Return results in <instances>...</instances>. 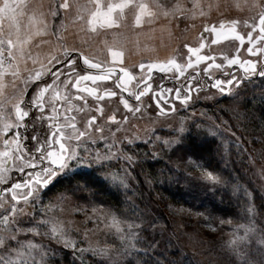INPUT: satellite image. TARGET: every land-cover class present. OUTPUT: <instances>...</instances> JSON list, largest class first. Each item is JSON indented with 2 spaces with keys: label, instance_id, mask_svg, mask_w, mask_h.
Here are the masks:
<instances>
[{
  "label": "rangeland",
  "instance_id": "rangeland-1",
  "mask_svg": "<svg viewBox=\"0 0 264 264\" xmlns=\"http://www.w3.org/2000/svg\"><path fill=\"white\" fill-rule=\"evenodd\" d=\"M22 2L27 3L28 0ZM58 2L59 0H45V11L48 3ZM102 2H119V0H102ZM161 2L170 6L175 0H161ZM183 2L187 9L192 8V0H183ZM200 2L205 5L203 15L200 14V9H197L194 19L169 17L165 20L161 17L154 24L144 23L137 26L134 19L135 10L126 9L124 22L120 26L102 29L105 30L106 35L97 36L98 34L95 33L93 34L97 37L88 35L78 31L81 25H77L67 30L64 41L69 46L75 45L81 48L86 55L101 63V66L126 68L136 80L145 77L150 64L159 65L169 59L184 61L186 57L187 60L195 57L189 53V48H198L201 42L205 44L199 52L201 55L212 56L216 52L231 53L235 50V55L241 59H256L254 56L248 57L246 47L239 46L237 42L226 40L224 44L222 42L213 44L212 40L216 39L215 34L205 31V25L209 28L215 25L219 30V24H213V21L223 16L229 17L224 21L238 22L235 26L238 32L245 33L251 30L246 25H252L253 19L258 17L260 11L251 7L252 0H200ZM209 2L218 7L214 6L209 10L206 6ZM74 14L73 9L69 15ZM48 21L57 25L60 23L59 20L53 21L51 16L48 17ZM17 24L22 38L29 30L33 33L36 30V26L30 24L27 14L20 17ZM3 26L7 31L8 23L4 22ZM225 27L232 25L225 24ZM51 31L54 32L55 29ZM13 32L15 33V27ZM41 40L49 43L40 44ZM81 40H86V43H81ZM38 44L39 47H36ZM58 44L56 35H33L24 48L25 52H30L33 57H42L50 50H57ZM109 48L122 52V57L114 61ZM141 63L145 65L143 70L139 67ZM25 66L34 67L32 60L27 59V56L20 65L21 69ZM236 73L241 80L238 86L235 83L224 85L226 89L224 92L211 85L206 89L199 88L191 93L192 99L187 104L174 99V93L166 96L162 92L160 96L156 89L158 79L155 77L149 83L152 89L148 94L141 97L139 102L134 99L129 101L130 105L139 106L140 111L124 108L120 103V92L112 86V76L104 84L90 83L100 94H103L105 88L118 93L113 97L105 96L99 102L88 93L71 89L74 104L85 107L84 100L75 98L79 95H83L87 100L85 111H74L72 115L76 116L77 128L86 130L88 134L81 137L80 141H71V146L86 157L87 162L83 164L71 162L66 174L57 177L56 182L51 186V191L44 194L45 190H42L41 201L33 206L34 220L27 214L20 216L19 220L23 221L22 226L29 227L30 221L35 223L41 219H53L60 222L69 235L77 241L78 248L86 250L90 247L107 248L109 255L115 257L121 250L122 244L116 229L108 226L111 224L112 214H115L124 233L128 232L130 222L134 221L137 225H142V231L134 229L138 232L141 241L137 244L141 252L148 244H152L154 248L147 249L149 255L155 252L174 251L176 262L180 264H244V258L230 255L231 245L228 242L243 236L244 228L240 226L246 225L254 231L249 233L247 240L237 241V245L246 253V259L259 264L261 258H264V244L259 243L261 235L264 234V79L259 76L248 79L234 71V74ZM171 74L173 76L174 73ZM20 75L21 80L17 82V89L23 87L22 81L26 73L21 71ZM182 80L181 77L177 82L180 84ZM5 82L9 85L6 88L7 95H14L17 89L11 87L10 73L5 77ZM153 94L161 97L159 106L153 99ZM99 106L104 109L103 119L95 112ZM173 107L174 111L171 110ZM161 108L164 109L163 112ZM93 114L97 115L95 126L103 128V139L100 132L85 127L87 117ZM113 114L117 116V121H108L107 116ZM124 116H127V120L122 119ZM46 127L47 124L42 127L43 131ZM195 137L217 139L222 171L207 169L197 157L189 153L188 138ZM166 141L168 143H165ZM109 145H114L111 151L115 155L110 161L105 162L103 168H99L92 162V158L97 150L106 153L108 150L106 146ZM12 146L15 147L14 144ZM3 149V143L0 141V151ZM129 156L132 157L131 160L127 159ZM231 162L235 164L239 177L226 176L231 172L228 170L230 169L228 164H232ZM154 163L158 165L155 164L156 169L152 172L142 169L143 166L150 168ZM13 172V180L26 175L15 170ZM208 173H212L215 179H210ZM84 174H93L100 181L109 183L110 193L123 195L122 199L127 202L126 206L115 207L93 200V192L84 187L82 178L87 177L83 176ZM179 174L187 179V185L179 192L181 200L185 203L171 201L174 200L170 190L171 182L177 181ZM71 177L73 183L70 187L60 186L63 181ZM226 183L233 187L237 212L234 215L222 216L201 209L199 201L201 196L216 191ZM60 193H66L67 198L62 201L56 199ZM6 199H10V196ZM249 204L254 205L255 215L245 212ZM49 205L53 207L49 208ZM50 227V225H40L39 235L18 233L17 240H31L43 245L44 250L49 252V257H51V249H55V257L65 252L76 264H96L95 260H107V257L94 255L91 251H85L83 254L77 252L74 259L72 249H65L62 243H57L55 239L44 234L50 230ZM11 244L13 247H18L15 241ZM146 258L147 256L131 253V259L139 264ZM53 260L50 259V264ZM168 261L171 262V259Z\"/></svg>",
  "mask_w": 264,
  "mask_h": 264
},
{
  "label": "snow or ice",
  "instance_id": "snow-or-ice-1",
  "mask_svg": "<svg viewBox=\"0 0 264 264\" xmlns=\"http://www.w3.org/2000/svg\"><path fill=\"white\" fill-rule=\"evenodd\" d=\"M209 10L218 5H213L209 2L206 5ZM200 0H192V8L187 9L183 0H175V3L170 6L162 3L161 0H119V2H102V0H59L58 3H48L47 10L45 0H28L27 3L22 0H0V141H2L4 149L0 151V264H50V259H55V249H51V257L49 252L44 250V246L36 244L33 241H18L17 234L21 232L40 234V225H50V230L45 232V235L55 239L57 243H62L65 249H72L75 253L83 254L85 251H91L94 255L107 257L106 261H101V264H133L131 253L135 252L137 256H147L148 248H154L152 244H148L147 248L141 252L137 248L140 243L139 235L134 229H142V225H137L134 221L128 224V232L124 233L120 228V221L115 214L111 216L110 227H114L119 233V240L122 242L121 250L115 257L109 255L107 248H92L83 249L77 247V241L72 238L63 225L53 219H41L32 223L29 227H23V221L19 220L20 216L29 215L34 220L33 206L41 201L42 190L44 194L51 191V186L56 182L58 176L66 174L71 166V162L83 164L87 162V158L78 153L71 146V141H80L81 137H85L88 133L86 130L77 128L76 116L72 115L74 111L84 112L87 107V100L83 95L76 96L77 100H84L85 107H80L73 103V93L71 89H76L77 92L88 93L95 97V101L99 102L105 96H117V92L105 88L103 94H100L95 87L80 88L81 82L92 81H107L111 79L114 69H103L101 63L93 62V58L86 55L85 52L75 45L69 46L64 41V35L70 27H77L78 31H83L90 35L98 33L100 29H113L120 26L125 19V10H135L134 19L135 25L141 26L144 23L154 24L156 20L163 17L168 20L173 19H194L195 10L200 9V14L203 15V8ZM252 8H258V23L253 19L252 25H246L251 30L246 34H241L236 30L237 21H221L219 30L215 25L209 28L205 25V31L214 33L217 39H213L212 43L218 42V39H227L232 35L238 40L241 45L247 39V52L256 59L241 60L239 57H225L229 68L234 65H239L244 76L253 77L258 75L264 79V60L260 57L264 56V0H252ZM75 10L74 15H69L72 10ZM193 13V15H189ZM29 15L30 24L36 26L33 33L31 30L22 38L17 21L24 15ZM179 14V17H177ZM51 16L52 20H59V24H53L48 21ZM145 17L147 20H145ZM67 21V22H66ZM4 22L8 23L7 31L4 28ZM170 22V21H169ZM229 23L232 27L225 29V24ZM15 27V33L13 28ZM55 29V31H51ZM51 34L56 35L59 41L58 48L55 51L50 50L42 57H33L30 52L26 53L24 46L32 39L33 35ZM15 36V38H14ZM203 39V38H202ZM48 41L41 40L40 44H47ZM81 43H86V40H81ZM39 47V44L36 45ZM185 47H188L185 45ZM205 47L201 42L198 48H189V53L195 55V60L189 58L186 64H180L175 59L167 60L166 64L161 62L159 65L150 64L148 71L153 67H159L160 71H172L175 69L173 78L179 80V77H185V84L174 89H166L169 94L174 93V98L181 101L182 104H187L192 99L191 93L198 90L201 85L199 82L200 69L196 66L202 61H210L207 67L203 68V73L210 75L209 70L215 68L221 70L224 63H216L215 57L200 55L199 52ZM114 61L120 59L123 53L114 51L109 48ZM239 51V49H237ZM5 53L7 55H5ZM73 53L76 55L74 56ZM259 54V55H258ZM25 56L32 60L33 68L24 67L21 69V62ZM82 60V64L80 61ZM38 65V67L36 66ZM140 69L143 70L145 65L141 63ZM187 69H193L196 75H185ZM90 70H96L100 74H92ZM21 71L26 73L23 77V87L17 89V82L21 80ZM120 71L128 81L133 79L132 73L126 68H121ZM10 73L12 82L11 87L17 89L14 95L8 96L6 88L9 86L5 82V77ZM83 73V74H81ZM176 73L179 75L177 76ZM230 79H215L212 84L213 88L224 92V85H239L241 80L238 78V73L227 72ZM121 77L117 80V86L121 92H127L126 82ZM195 81V83H194ZM143 85V87H141ZM152 89V85L146 83L145 78L137 83V91L131 95L139 102L141 97L145 96ZM30 90V91H29ZM162 96V93H161ZM120 103L125 109L130 111H140L139 106H132L129 100L120 95ZM153 99L157 105H160V96L153 94ZM167 103V101H165ZM9 105L11 108L9 109ZM171 110H175L174 107ZM163 112L164 109L161 108ZM96 113L100 114L103 119L104 109L99 106L95 109ZM62 118V119H61ZM127 120V116L122 117ZM97 120V115H90L86 120V129L94 128L95 131L101 133L103 139V128L96 127L94 122ZM108 121L116 122L115 114L107 116ZM44 131H39V127H43ZM39 126V127H38ZM20 129L24 130L22 134ZM31 129L32 134L29 135ZM118 130V129H117ZM33 141L31 147L22 141ZM165 143H168L167 141ZM15 145L13 147L12 145ZM114 145L107 147L106 153H101L99 150L92 158V162L96 163L99 168H103L106 161L115 155L111 149ZM131 160L132 157H127ZM13 170L18 173L26 174L23 178L17 177L13 180ZM210 179H215L212 173H208ZM121 183L123 181L121 180ZM87 188V185H84ZM10 199H6L9 197ZM66 193H60L56 196L58 200L66 199ZM7 203V207H5ZM49 208L53 205H49ZM83 211V209H78ZM95 211V209H94ZM245 212L256 214L254 205L249 204L245 208ZM244 228V235L236 237L229 241V252L231 256L244 258V264H255L254 261L246 259V253L240 250L237 241L243 242L248 239L249 233L254 229L246 225H241ZM15 241L18 247H13L11 242ZM260 244H264V234L261 235ZM39 257V259H37ZM128 257L127 259H123ZM140 264H150V260L145 259ZM159 264V262H157ZM259 264H264V258H261Z\"/></svg>",
  "mask_w": 264,
  "mask_h": 264
},
{
  "label": "trees",
  "instance_id": "trees-1",
  "mask_svg": "<svg viewBox=\"0 0 264 264\" xmlns=\"http://www.w3.org/2000/svg\"><path fill=\"white\" fill-rule=\"evenodd\" d=\"M188 151L193 156L197 157L204 166L209 170H215V171H222V162H220L219 158V144L217 139L215 138H188L187 142ZM232 164H228L231 172L227 173L226 176L229 178L232 177V175H235L237 177L238 173L237 168L233 162ZM156 165L158 163H154L150 168H147L146 166H143V170H146L148 172H152L155 170ZM225 164V163H224ZM151 165V164H150ZM149 165V166H150ZM148 166V165H147ZM154 166V167H153ZM153 167V168H152ZM224 173V172H223ZM83 176H87L85 178H82V181L87 185V189L91 190L93 192V200L99 201L103 204L115 206V207H124L126 206L127 202L122 199V196L119 194H112L109 183L100 181L96 176L93 174H84ZM82 176V177H83ZM187 179L183 177L182 174L178 175V180L171 182V189L173 199L171 201L175 202H183L184 200H181V196L179 194L182 189L187 185L186 184ZM73 183V177L71 179H68L66 181H63L60 186H71ZM175 191V192H174ZM176 193V194H175ZM178 194V196H176ZM125 196H129V194H125ZM201 202V209H204L206 211H209L212 214H218L222 216H228V215H234L237 212V206H236V199L234 197L233 193V187L232 185H228L227 183L218 188L216 191L208 194H203L201 196V199H199ZM141 203V200L139 201ZM156 257V258H155ZM176 254L175 252H162L158 253L155 252L152 255H147L148 260H150V264H180L176 262ZM157 259V260H156ZM171 259V262L168 260ZM133 260V259H132ZM76 264L71 261V257L67 255L65 252H62L58 257H55V259L52 261V264ZM96 264H101V260H95ZM133 264H139V262L133 260Z\"/></svg>",
  "mask_w": 264,
  "mask_h": 264
},
{
  "label": "flooded vegetation",
  "instance_id": "flooded-vegetation-1",
  "mask_svg": "<svg viewBox=\"0 0 264 264\" xmlns=\"http://www.w3.org/2000/svg\"><path fill=\"white\" fill-rule=\"evenodd\" d=\"M227 18H229V17L223 16L220 19L218 17V19L216 18L217 20L213 21V24L217 23V24L220 25V22L221 21H224V20H227ZM258 20H259V17H257L255 19V22L258 23ZM226 25L229 26L230 24L229 23H226ZM225 29H227V28L225 27ZM244 31H246V29ZM246 33L247 32L241 33V34H246ZM229 36L230 37H228L227 39H218V42L215 43V44H218V43H221V42H222V44H224V43L227 42L226 40H229V41L237 42V44L239 46L246 47V52H247V47H248V45H247V39H245V43L243 45H241L240 42L238 40L234 39V37L232 35H229ZM216 39H217V37H216ZM260 46L261 47H264V45H260ZM229 48H231V47H229ZM235 52H236L235 50H233L231 53H229V52L217 53L216 52V54L212 55V56L215 57V62L216 63L223 62L224 63V67L221 70H216L215 68L210 69L209 70L210 75H208V76H206L203 73L202 70H203L204 67H207V64L210 61H202L200 63V65L196 66V67H198L200 69V72H199V82H200V85H201L200 89H206L209 85L212 86V84L215 82V79H224V78L230 77L229 75H227V72H229V71L232 72V73H234V71H237L244 78H248V79L251 78V77L244 76V73H243V71H242V69L240 68L239 65H234L231 68L228 67V65L226 63V60H225V57H228V58L238 57V56L235 55ZM247 54H248V57H251V55L248 52H247ZM73 55L75 56L76 54L73 53ZM212 56H210V57H212ZM195 58L196 57H193L191 59L192 60H195ZM260 58L264 59V56H261ZM247 59H241V60H247ZM176 61L178 63H180V64H186L188 62L187 57L184 59V61H182V60H176ZM93 62H97V60H95V61L93 60ZM80 63L82 64V60L80 61ZM102 68L105 69V70H107L108 68L114 69V71L112 72V75H111L113 77L112 86L115 89H118V91L120 92V94L123 95L125 99H128L129 101H131V100L134 99V101H135V97L133 95H131V93L137 91V83H138L139 80H136L135 78H133L132 80L128 81L127 78L124 77V74L120 71L121 68H117V67L114 68V67H107V66H102ZM90 71L92 72V74H100L96 70H90ZM174 72H175V69L174 68L172 69V71H163L162 72V71H160V68L153 67L150 72L149 71L146 72V75H145L144 78H145L146 83H151L153 81V79L155 77H157L156 79H158V80L156 81V89L158 90L159 95L161 96V93L164 92L166 94V96H168L169 93L166 92V88H169V87H173V88L181 87L182 85L185 84V77L181 76L183 80H182V82L180 84H179V82H177L178 81L177 79H174L173 78V76H172L171 73H174ZM176 75L178 76L179 74L176 73ZM185 75L186 76L187 75H193V76H195L196 75V72H194L193 69H187ZM121 77H124V80H122L121 82H126V87L128 88V91L127 92H121L120 88L117 86V80L119 78H121ZM181 77H179V79ZM254 78H258V75H256V77H254ZM97 82H101V84H104V82H107V81H97ZM97 82L93 83L92 81H85V82H83L80 85V88L92 87L90 83L97 84ZM141 87H143V85H141ZM173 98H174V94H173ZM20 131H21L22 134L24 133V130L23 129H20ZM39 131L43 132L42 127L39 129ZM31 133H32L31 130H29V133L28 134L31 135ZM22 143H27L28 146L31 147L34 142L28 140V141H22Z\"/></svg>",
  "mask_w": 264,
  "mask_h": 264
},
{
  "label": "crops",
  "instance_id": "crops-1",
  "mask_svg": "<svg viewBox=\"0 0 264 264\" xmlns=\"http://www.w3.org/2000/svg\"><path fill=\"white\" fill-rule=\"evenodd\" d=\"M75 11V10H74ZM106 32H105V30H99L98 31V33H95V34H98L97 36H99V35H102V34H105ZM91 35H94L93 33H91ZM106 35V34H105ZM95 36V35H94ZM97 36H95V37H97ZM57 49V48H56ZM86 54V53H85Z\"/></svg>",
  "mask_w": 264,
  "mask_h": 264
},
{
  "label": "water",
  "instance_id": "water-1",
  "mask_svg": "<svg viewBox=\"0 0 264 264\" xmlns=\"http://www.w3.org/2000/svg\"><path fill=\"white\" fill-rule=\"evenodd\" d=\"M228 37H230V36H228Z\"/></svg>",
  "mask_w": 264,
  "mask_h": 264
}]
</instances>
